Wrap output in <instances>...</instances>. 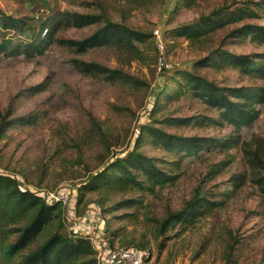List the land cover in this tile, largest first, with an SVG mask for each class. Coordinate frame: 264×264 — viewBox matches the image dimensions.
<instances>
[{
  "label": "rangeland",
  "instance_id": "obj_1",
  "mask_svg": "<svg viewBox=\"0 0 264 264\" xmlns=\"http://www.w3.org/2000/svg\"><path fill=\"white\" fill-rule=\"evenodd\" d=\"M263 1L0 0L3 15L29 25L24 33L5 38L0 31V50L31 40L48 16L64 10L100 16L101 21L60 30L58 39L83 40L105 20L143 35L142 43H134L141 51L139 59L111 46L77 54L52 45L33 58H8L0 52V126L12 122L0 136V173L39 190L73 188L77 196L82 182L136 150L164 182L155 184L131 168L143 189L82 192L81 203L75 198L72 221L62 205L63 234L73 235L75 222L97 206L92 213L108 242L143 249L149 264H264V192L257 182L264 175V109L253 125L235 128L194 96L187 78L179 74L187 72L222 89L264 86L227 64L215 63L221 52L264 54V44L251 34L242 40L233 37L239 29L264 27V12L259 11ZM222 14L225 21L197 40L174 34ZM156 28L165 59L174 69L159 68ZM74 60L118 74L107 81L106 74L78 71ZM41 83L43 91H29ZM167 93L174 98H165ZM153 128L195 144L199 139L205 147L194 154L168 152L148 135ZM237 177L243 178L242 186L218 203V193H226ZM195 196L217 205L188 222L174 219Z\"/></svg>",
  "mask_w": 264,
  "mask_h": 264
},
{
  "label": "trees",
  "instance_id": "obj_2",
  "mask_svg": "<svg viewBox=\"0 0 264 264\" xmlns=\"http://www.w3.org/2000/svg\"><path fill=\"white\" fill-rule=\"evenodd\" d=\"M32 0H27L31 2ZM148 1V0H137ZM260 12H264V1L260 4ZM245 11H240V14ZM38 13V11H37ZM232 18H238L234 15ZM36 19H39L36 16ZM101 21L100 16L92 14H80L76 12L61 11L47 17L39 27L37 34L31 40L20 41L16 44L9 43L6 48L0 50L3 57L16 58L24 56L33 58L42 54L52 45L65 47L77 54H84L93 48L115 47L118 51L128 53L133 59H139L137 55L141 51L134 43H142L143 35L126 26L105 20L104 25L92 35L83 40L58 39L56 34L60 30L69 28L81 29ZM225 21V14L214 18H206L200 23L191 26H183L174 31L177 36L194 41L206 33L213 31ZM29 25L20 18L5 16L0 11V31L3 38L9 34L24 33ZM251 34L256 42L264 44V27L249 26L233 32V37L239 40ZM3 42V41H1ZM5 42V41H4ZM216 64H227L237 69L249 80H261L264 82V54L259 56H236L227 52H221L215 56ZM203 65H207L209 59ZM74 67L85 74H106L107 81H113L117 72L102 68L95 63L73 61ZM187 78L189 87L194 96L198 97L208 107L215 109L218 115L227 124L235 127H249L253 125L264 109V86L255 87L239 86L231 88H219L212 82L196 77L187 72H179ZM45 89L41 83L29 89L31 93H38ZM167 91H163L166 93ZM164 95V94H163ZM167 99L174 98L173 94H166ZM12 122H3L0 126V136ZM264 130V127H263ZM148 135L159 146L168 152L177 150L187 154L196 153V148L205 147L200 140L190 141L187 138H174L155 128L148 130ZM222 146L223 142H219ZM142 154L132 150L124 158L116 157L112 162L102 167L101 171L82 182L78 188L77 203L83 200L82 192H97L103 188L125 192L130 188L143 189V184L137 180L131 168L146 175L149 181L158 184L164 182L162 174L154 172L149 159H143ZM254 158L258 160L257 156ZM145 163H144V162ZM264 192V175L257 181ZM243 178H234L225 190L218 193L223 204L228 194H233L242 186ZM18 178L0 173V264H97L95 250L91 242L81 236L65 235L62 232V216L64 210L61 204L49 206L43 198L31 191L20 190ZM217 205L206 197H193L186 207L179 213L173 214L174 219L188 222L191 219L208 213ZM133 247V246H132ZM141 249L139 247H136ZM143 250V249H141Z\"/></svg>",
  "mask_w": 264,
  "mask_h": 264
},
{
  "label": "built area",
  "instance_id": "obj_3",
  "mask_svg": "<svg viewBox=\"0 0 264 264\" xmlns=\"http://www.w3.org/2000/svg\"><path fill=\"white\" fill-rule=\"evenodd\" d=\"M153 36L155 38V45L158 50V65L162 70L174 69L171 64H168L164 56V46L161 39V32L159 29L153 30ZM6 175V174H5ZM18 185L20 190L31 191L35 195L44 199L47 205L53 206L55 204H61L68 207L65 210L66 215L70 220L74 217V206L76 193L73 188H63L55 189L53 191L49 190H39L36 188H31L26 186L23 181L18 178ZM74 201V202H73ZM71 207H73L71 209ZM94 209H97L95 206ZM94 209H90V213H86L71 230L73 235L81 236L88 239L93 249L95 250V256L97 264H149L148 254L141 249L136 247H114L109 242L108 239L103 236V232L99 224H96L95 214L92 213ZM92 218V219H91ZM72 221V220H71ZM82 225V226H81Z\"/></svg>",
  "mask_w": 264,
  "mask_h": 264
}]
</instances>
